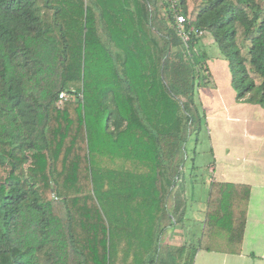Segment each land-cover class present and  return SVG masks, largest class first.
<instances>
[{
    "label": "trees",
    "instance_id": "trees-1",
    "mask_svg": "<svg viewBox=\"0 0 264 264\" xmlns=\"http://www.w3.org/2000/svg\"><path fill=\"white\" fill-rule=\"evenodd\" d=\"M173 1L185 29L212 37L237 96L264 107V0H0V264H194L199 250L241 251L249 188L218 181L195 243L160 242L182 212L167 204L203 67L191 34L193 68L168 70L183 43ZM61 90L81 96L57 107Z\"/></svg>",
    "mask_w": 264,
    "mask_h": 264
},
{
    "label": "crops",
    "instance_id": "crops-1",
    "mask_svg": "<svg viewBox=\"0 0 264 264\" xmlns=\"http://www.w3.org/2000/svg\"><path fill=\"white\" fill-rule=\"evenodd\" d=\"M198 39L193 51L198 61L203 60V67L194 73L199 83L193 92L192 105L197 126L188 136H192L194 143H197L201 125L205 124L212 157L209 166L211 178L205 195L209 183L218 181L246 185L249 196L241 251L221 253L199 250L194 264H264V107L251 101L248 94L237 96L231 83L228 62L218 51H213L215 43L212 37L204 34ZM190 68H193V64L185 44L173 45L168 70L173 72ZM192 152L194 155L195 150ZM179 188L178 184L171 187L172 199L167 204L170 209L175 204L174 200L182 199L178 194ZM204 210L205 206L203 217ZM179 213L178 221L166 229L172 232L179 225L182 226L183 213Z\"/></svg>",
    "mask_w": 264,
    "mask_h": 264
},
{
    "label": "rangeland",
    "instance_id": "rangeland-1",
    "mask_svg": "<svg viewBox=\"0 0 264 264\" xmlns=\"http://www.w3.org/2000/svg\"><path fill=\"white\" fill-rule=\"evenodd\" d=\"M103 43L112 52H117V48L109 44L107 40H103ZM214 50L218 51L215 45L213 47ZM108 105H110V102ZM187 138L185 161L180 181L178 182V185H180V192L178 194L182 198L178 200V206L183 213L184 221L182 226L180 227L179 225L175 231L171 232L166 228L163 230L160 237L162 245L195 243L196 237L199 235L202 227L205 194L207 184L211 178L209 166L212 164L211 146L205 124L201 125L197 143H194L192 136H188ZM193 150H195L194 155ZM95 166L98 167L96 163ZM96 171L97 169H95Z\"/></svg>",
    "mask_w": 264,
    "mask_h": 264
},
{
    "label": "built area",
    "instance_id": "built-area-1",
    "mask_svg": "<svg viewBox=\"0 0 264 264\" xmlns=\"http://www.w3.org/2000/svg\"><path fill=\"white\" fill-rule=\"evenodd\" d=\"M171 10H172V15L174 17L177 33L185 45L190 39L191 34L198 37L205 34L203 30L195 28L193 26H190L187 29L184 28V23L186 22V20L184 15L179 12L175 1L171 3ZM80 96H81L80 93L75 95L71 91L61 90L58 92L56 97V106L61 107L64 104V102L68 101L69 99H73L76 97L80 98Z\"/></svg>",
    "mask_w": 264,
    "mask_h": 264
}]
</instances>
